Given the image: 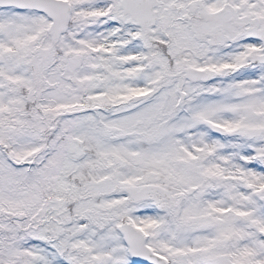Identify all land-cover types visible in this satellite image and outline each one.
Wrapping results in <instances>:
<instances>
[{
	"label": "snow or ice",
	"instance_id": "1",
	"mask_svg": "<svg viewBox=\"0 0 264 264\" xmlns=\"http://www.w3.org/2000/svg\"><path fill=\"white\" fill-rule=\"evenodd\" d=\"M0 264H264V0H0Z\"/></svg>",
	"mask_w": 264,
	"mask_h": 264
}]
</instances>
